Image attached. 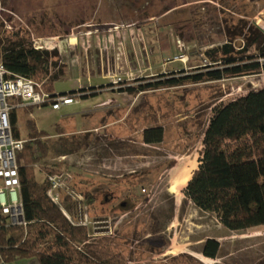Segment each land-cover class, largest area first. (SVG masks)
Listing matches in <instances>:
<instances>
[{"label": "rangeland", "instance_id": "obj_1", "mask_svg": "<svg viewBox=\"0 0 264 264\" xmlns=\"http://www.w3.org/2000/svg\"><path fill=\"white\" fill-rule=\"evenodd\" d=\"M173 2L0 0L4 30H26L35 47L56 53L50 72L60 74L56 91L96 93L60 110L19 107L18 124L24 137L34 126L47 131L49 151L35 165L38 178L48 175L42 164H57L52 174L64 182L65 209L78 216L82 208L90 238L108 237L128 264H264V226L230 230L199 209L186 188L180 197L169 190L175 164L200 159L214 105L263 89L264 72L135 94L123 90L137 79L191 71L213 46L234 40L239 47L243 38L228 37L227 26L238 28L243 19L264 30V0H198L170 8ZM159 125L163 141L145 142V129ZM84 192L94 196L93 205ZM67 196L82 204L68 209ZM209 238L220 242L216 258L203 254Z\"/></svg>", "mask_w": 264, "mask_h": 264}, {"label": "trees", "instance_id": "obj_2", "mask_svg": "<svg viewBox=\"0 0 264 264\" xmlns=\"http://www.w3.org/2000/svg\"><path fill=\"white\" fill-rule=\"evenodd\" d=\"M3 27L0 18V62L10 76H27L42 84L52 96L61 93L81 100L96 95L94 92L88 94L83 88L56 91L53 83L60 79V74L50 73L52 67L57 68V62L52 60L56 53L35 47L26 30L7 32ZM225 32L228 37H242L243 44L236 47L231 40L213 46L204 52L205 61L191 71L182 68L174 74L156 75L146 82L144 78L137 79L123 90L135 94L264 72V30L242 19L238 28L227 26ZM212 111L204 134L200 164L186 186L185 195L199 209L215 214L230 230L264 226V88L220 102ZM11 125L15 138L25 141L23 149L17 152V162L26 224H7L0 229V263L128 264L127 257L111 245L108 237L90 238L82 208L77 218L71 216L64 205L52 200L48 175L55 173L57 164L52 167L42 164V171L48 175L38 178L35 165L45 159L49 151L44 139L47 131L34 126L26 135L28 138L24 137L18 124L17 107L11 110ZM164 132L161 125L150 126L144 131V141L160 143ZM43 166L48 167L47 171ZM83 194L93 205L94 196L90 192ZM61 198L63 204L64 197ZM68 198L70 210L82 204L71 196L65 199ZM220 247L217 239L209 238L203 254L216 258Z\"/></svg>", "mask_w": 264, "mask_h": 264}, {"label": "built area", "instance_id": "obj_3", "mask_svg": "<svg viewBox=\"0 0 264 264\" xmlns=\"http://www.w3.org/2000/svg\"><path fill=\"white\" fill-rule=\"evenodd\" d=\"M10 75L0 62V229L7 224H26L17 162V152L23 149L25 141L15 138L13 134L12 108L41 107L44 103H48L52 109L59 110L64 106L80 102V98L71 95L58 93L52 96L53 93L47 91L42 84L27 76ZM48 178L52 200L63 206L60 190L64 189V182L55 174L48 175ZM63 210L67 213L64 208Z\"/></svg>", "mask_w": 264, "mask_h": 264}, {"label": "bare ground", "instance_id": "obj_4", "mask_svg": "<svg viewBox=\"0 0 264 264\" xmlns=\"http://www.w3.org/2000/svg\"><path fill=\"white\" fill-rule=\"evenodd\" d=\"M176 163L171 173L169 190L180 197V194L188 185L194 171L199 167L200 159L197 157H189L182 163Z\"/></svg>", "mask_w": 264, "mask_h": 264}, {"label": "crops", "instance_id": "obj_5", "mask_svg": "<svg viewBox=\"0 0 264 264\" xmlns=\"http://www.w3.org/2000/svg\"><path fill=\"white\" fill-rule=\"evenodd\" d=\"M198 1V0H197ZM197 1H191V2H189V0H185V1H182V0H174V2L173 3H175L172 7H170V8H180V7H182L183 5H187V4H189V3H192V2H197ZM199 1H203V0H199ZM32 12H31V14H33L36 10L33 8V10H31ZM31 14H30V16H31ZM85 21V20H84ZM84 21H81V22H83L84 23ZM106 22V21H105ZM82 100V99H81ZM84 100H87V99H84ZM44 106H46V105H44ZM44 106H41V107H44ZM17 108H19V106H16ZM35 107H38V106H35ZM41 107H38V108H41ZM26 108V110H28L30 107H25ZM28 108V109H27ZM60 110V109H59Z\"/></svg>", "mask_w": 264, "mask_h": 264}]
</instances>
